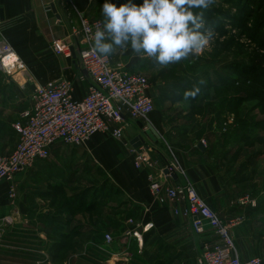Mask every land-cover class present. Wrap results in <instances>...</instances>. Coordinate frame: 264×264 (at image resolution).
Instances as JSON below:
<instances>
[{"label":"crops","instance_id":"obj_1","mask_svg":"<svg viewBox=\"0 0 264 264\" xmlns=\"http://www.w3.org/2000/svg\"><path fill=\"white\" fill-rule=\"evenodd\" d=\"M99 2L102 0H0V12H3L4 18L1 20L0 14V33L10 43L25 68V71L17 72L12 77L0 72L2 129L6 130V127L11 126L13 130V125L20 120L22 112L30 107L33 85H48L65 80L73 84L77 100L86 95L92 81L80 63L78 52L83 47L80 41H72V59L56 55L52 42L66 38L69 27L77 25L79 16L100 19ZM110 58L114 66H122L129 71L136 65L131 50H118ZM154 113L149 129L155 141L146 135V126L141 128L140 123L125 114L127 125L122 141L98 134L78 148L64 144L54 145L50 159L37 163L33 170L15 177L13 184L18 189L33 192H21L18 195V209L13 210L19 211V215L21 213L23 217L25 215L31 223L41 224L45 220L50 227L61 223L63 230H69V216L75 212L73 220L78 222L76 226L81 232L82 246L96 245L98 242L93 238L104 230L103 232L111 234L117 240L113 250H128L129 261L118 262L119 264H128L136 251L142 256L146 253L148 256H171L170 252H173L172 260L178 258V261L181 257L180 262L199 264L198 258L208 235L196 234L191 219L183 213L185 203L157 201L150 187V178L155 176L172 187L187 179L208 206L222 219L228 220L235 217L233 214L237 212L236 209L231 210L232 206L229 209L230 172L224 168L219 169L213 156L198 149V143L185 146L182 140L176 138L166 140L165 128L161 126L162 116ZM13 133L16 141L10 142L13 143L10 147L12 151L18 143L14 130ZM5 136V132L0 131V143L5 140ZM140 136L145 142L143 146L150 147L149 155L156 163L153 168L144 164L137 165L139 151L131 152V149H135L131 142ZM173 162H178L183 168L184 177L175 175L174 179L164 173L165 168ZM87 163L101 172L85 176L83 173ZM89 181L95 183L90 185ZM39 185L41 190H37ZM6 186V183L0 186L2 214L9 205V200H4ZM95 187L101 190V193L97 192L100 196L97 199L94 198ZM34 200L42 209L37 212L24 211L29 202ZM65 206L73 208L74 212H66L63 209ZM175 210L180 213L176 214ZM257 214L254 212V215ZM244 218L246 220L247 217ZM39 223L32 225L34 230L41 228ZM253 229L254 233L251 236L249 234V239L245 234L236 237L235 229L232 232L242 260L264 257L263 229ZM134 230L141 236V248L136 238H129L127 245L122 246L120 242L126 232ZM250 230L249 228L248 231ZM250 240L254 242V249L246 246ZM153 242L158 245L152 247ZM98 247L104 248V244Z\"/></svg>","mask_w":264,"mask_h":264},{"label":"built area","instance_id":"obj_2","mask_svg":"<svg viewBox=\"0 0 264 264\" xmlns=\"http://www.w3.org/2000/svg\"><path fill=\"white\" fill-rule=\"evenodd\" d=\"M97 26L102 27L103 21L79 16L77 25L69 27L66 38L52 42L56 55L72 59V41H80L83 46L78 52L80 63L91 78L92 85L80 100L74 97L73 84L69 81L34 85L30 107L22 112L20 120L13 125L18 143L10 154L0 156V184H9V205H13L17 199V187L13 184L15 177L28 173L37 163L50 159L54 145L62 143L78 148L98 134L122 141L127 125L125 114L135 122H146V130L152 126L151 116L155 106L147 77L122 66H114L110 57L102 58L92 51L89 36ZM13 55L16 56L15 60L6 64V60ZM21 71H25L23 64L0 33V72L12 77ZM139 149H131V152L139 151L137 165L155 167L156 163L149 155L150 147L141 146ZM166 172L168 176H185L178 162L166 167ZM150 180L157 201L185 203L183 213L191 219L196 234L208 235L198 258L199 264H264L259 257L248 260L240 257L232 232L245 221L244 217L222 219L187 179L174 187L165 185L155 176H151ZM175 213L180 212L175 210ZM19 216V212L12 209L10 214L0 217V241L5 229L12 227ZM130 223L133 221L130 220ZM129 238H136L141 248V236L137 230L126 232L120 244L125 247ZM114 244V237L106 233L104 248L100 249L108 255L104 262H128V250H107Z\"/></svg>","mask_w":264,"mask_h":264},{"label":"rangeland","instance_id":"obj_3","mask_svg":"<svg viewBox=\"0 0 264 264\" xmlns=\"http://www.w3.org/2000/svg\"><path fill=\"white\" fill-rule=\"evenodd\" d=\"M240 2L241 0H216L213 7L207 10L205 15H210L209 21L213 22L212 25L215 27L217 36L201 53H193L188 58L179 62L171 63L168 66L158 65L156 61L151 58L141 59L140 57L133 55L135 58L134 63L136 65L132 70H130V72L139 73L147 77L151 85L150 94L153 98L155 106L154 114H160L162 116L161 122H163V125L161 126H164L165 128L166 140L170 141L172 138H176L177 140H182V143L187 146L188 144L194 143L196 133L205 129L201 137L209 145L216 144L218 149L223 148L222 150H224V152H222V154L226 155L227 159L226 164H219V169H221V167H225L224 170H228L230 172L228 183V194L230 200L229 209L232 206L231 210H237V212L233 214L235 215L233 218L247 217L241 225L235 228L236 237L241 236V234H245L247 238V235H253V228L263 229L262 232H259H261L264 236V129L260 128H264V97L261 95L260 91L261 86L263 85L262 81L261 79L260 81H257V78H252L251 80L249 79L242 82L238 90L240 97L245 96V99L237 104V107L235 105L234 107H230V105H228L230 109H234V115L224 114L222 119L224 118L223 121H225V124L224 122V125L218 122L214 128H211V125L213 126L215 120L213 121L212 117L214 115L211 114L210 110L208 112L205 111L203 119L199 118L198 115L192 113V107L195 106V103L188 100L190 95H186V93H190L192 90L196 89L195 86H202L200 88L205 92L200 95L196 106L210 104L211 99L209 100L205 97V94L207 93L206 90L209 88L212 81L217 82L219 80L217 75L223 74L224 76V74H226L223 69L225 64L235 61V58L248 62L249 57L251 59L258 55V53L262 54L259 50L257 42L252 41V39L244 35L241 30L234 28L240 14ZM226 12L228 13L230 19L233 17L231 20L221 19L222 13L227 16ZM99 20L103 21L102 16ZM237 54H240V56H237ZM186 83L188 84L189 89L186 93L182 94L173 93L163 88L165 84H177L184 86ZM215 92L217 91L211 92V94H214ZM174 98H177L175 103L172 102ZM212 104L214 109H217L216 105H220L215 102ZM142 123L144 126L147 125L146 122ZM244 123L246 125L245 129L250 132L253 130V127H251L253 124L259 125L257 126L258 131H256V135H251V140H242L241 136L243 133H237L235 127ZM2 125L3 124L0 123V131L5 132L6 136L5 140H2L3 142L0 143V156L10 154L12 152L10 147L11 144H13L10 142L14 141L15 143L16 141L12 127H6L7 129L5 130L4 128L2 129ZM230 128L233 131L229 133ZM222 130L228 134V138H223V136H221V134H225ZM211 132L215 133V135ZM181 133L184 134L182 137L179 135ZM226 139L228 140L227 144L223 143ZM204 140L203 142H205ZM220 157H222V155L218 158ZM233 158H237L234 162L235 164L232 163L234 160ZM246 162L248 164V169L246 172H242L240 166ZM79 166L80 165L76 168L78 169ZM229 167L230 169H228ZM239 167L240 170L238 171ZM95 168L96 167H92V165L87 163L83 174L87 176L90 175L88 173L95 175L101 172L97 171ZM89 182H91V184L89 183L90 185L95 183H92L93 181ZM2 185H4V183L0 184V186ZM95 186H97V184ZM38 189L41 190L40 185L37 187V190ZM8 191L9 184H7L4 191L5 195L3 194L5 196L4 200L6 199L7 201ZM21 192L28 194V192L33 191H27L21 188L18 189L17 187V199L13 205H8V207H6V212L3 214L2 203L0 201V216L10 214L9 212L14 208L18 209V195H20ZM28 205L29 206H26L27 208H25L24 211L37 212L42 209L39 205L35 204V200L32 201V203L29 202ZM257 207H260L261 209L257 211V215H254L253 211H255ZM63 209H66L65 211L68 213L74 212L73 208H69V206H65ZM249 212H251L250 215L248 214ZM77 223V220L74 221L73 226H76ZM37 224L31 223L25 215L23 217L20 213L16 223L13 224L12 227L5 229L3 237L0 241V264H46L43 262L44 259L40 258V256L46 255L44 252L45 250H43L41 246L42 242H47V238L49 237V228H47L49 227V223H46L44 220L41 224L39 223L41 228L34 230L33 228ZM39 225L38 227H40ZM249 228L251 229L250 231H248ZM16 229H19L20 231H17ZM103 231L104 230L101 232ZM33 232L35 233L32 234ZM15 233L18 236L15 235ZM236 237L234 236L233 239L237 247ZM114 240L116 243L117 240L115 238ZM62 242L64 244H68L69 242L72 243L69 239ZM154 243L155 242L151 244L152 247H154V245H158L157 243ZM102 244L104 243L100 242L93 246L88 245L78 247L79 249H76L78 251L75 250L76 252L73 253H70L71 249L66 247V251L63 252L64 254L62 259H60L59 264H108L102 261H99V263L97 261H91L93 260L91 259L93 258L91 250L101 249L98 246ZM246 246L250 249H254L253 240L247 242ZM29 251L30 254H27ZM66 253H70V255L67 256ZM170 253L171 256L158 255L160 259L156 262V264H171L170 261L174 254H172L173 252ZM261 258L264 259V257ZM180 261H182L181 257L178 261H174L172 264H186L185 262ZM47 264L52 263L49 262Z\"/></svg>","mask_w":264,"mask_h":264},{"label":"clouds","instance_id":"obj_4","mask_svg":"<svg viewBox=\"0 0 264 264\" xmlns=\"http://www.w3.org/2000/svg\"><path fill=\"white\" fill-rule=\"evenodd\" d=\"M216 0H102L103 26L90 34L92 51L107 58L118 50L168 66L201 53L217 33L206 12ZM199 88L186 95L195 96Z\"/></svg>","mask_w":264,"mask_h":264},{"label":"trees","instance_id":"obj_5","mask_svg":"<svg viewBox=\"0 0 264 264\" xmlns=\"http://www.w3.org/2000/svg\"><path fill=\"white\" fill-rule=\"evenodd\" d=\"M240 3H241L240 4L241 5L240 14L237 20V24L234 28L241 30L244 33V35L252 39V41L257 42L259 46V50L262 52V54L258 53V55L254 56V58H251V59L249 57L248 62L235 58L237 56H240V54H237V56L234 57L236 59L235 61L228 62L227 64H225L223 69L225 70L226 74H224V76L223 74L217 75L219 80L217 82L212 81L209 88H207L206 90L207 93L205 94V97L209 100L211 99L210 104L196 106L197 105L196 103L198 102L200 95L204 94L205 92V91H202V89L200 88L202 86H198L199 92L195 96H192L189 94L190 96L188 100H190L192 103H195V106L192 107V110H193L192 113H195L196 115H198L199 118H202V119L204 118L205 111L208 112L210 110L211 114L214 115L212 119L213 121L215 120V122L213 123V126L211 125V128L212 127L214 128V126L218 122L222 124L224 122L225 124V121H223L224 118L222 119L224 114H229V115L233 114L234 109H230V107H234V105L236 106L237 104L242 102L243 99H245V96L240 97L239 90H238L242 82L249 80V79L251 80L252 78H255V79L257 78V81H260L261 79L263 85L261 86L260 91H261V95H263L264 97V0H241ZM209 16H206L208 21L210 18ZM221 19L231 20L228 13H227V16L224 15V13H222ZM209 22L211 24L213 23L211 21ZM195 87L198 88L197 86ZM163 88L167 89V91H170L173 93L174 92L180 93V94L186 93L189 89L187 83L184 86H180L177 84H165ZM219 89H222L224 91L219 90ZM214 91H217V92H215L214 94H211V92H214ZM176 101H177V98L176 99L174 98L172 100V102L174 103ZM214 102L216 104H220V105H216L217 109H214V106L212 104ZM228 105H230V107ZM138 123H140L141 128H143L144 126L143 123L140 121ZM245 126L246 125L244 123L242 125L239 124L235 128L237 130V133L239 134L243 133L241 136L242 140H251L252 138L251 135L252 134L256 135L257 133L256 131H258L257 126L259 125L253 124L251 126L253 127L252 128L253 130H251L252 132H250L249 130H246ZM260 128L264 129L263 127H260ZM204 131L205 129H202L199 133H196L195 135L194 143H198L197 145L198 149H199V144L203 142L204 140L201 137ZM232 131L233 130L230 128L229 133ZM212 134L215 135V133H212ZM179 135L183 136L184 134H179ZM221 136H223V138L224 137L228 138V134L226 133L221 134ZM223 143L227 144L228 140L227 139L224 140ZM58 144H62V143H58ZM205 146H206L205 151H201L200 149L199 150L203 153H207L209 156H213L215 159V164L218 166V168H219V164L220 165L226 164L227 157L226 155L222 154V152H224V150H222L223 148L218 149L216 144L209 145L206 141H205ZM220 155H222V157L218 158ZM233 159L234 160L232 161V163H234L237 158H233ZM240 167H241L242 172H246V170L248 169L247 162L241 165ZM240 167L238 168V171L240 170ZM228 169H230V167ZM99 189L100 188H97V187L94 188L95 190L94 198L95 199H97L98 194L101 193L100 192L101 190ZM260 209H261L260 207H257L256 210L253 211V213L257 212ZM250 213L251 212H249L248 214L250 215ZM69 218H70L69 230L68 229L63 230L61 227V223H58L57 226L56 225H54L53 227L49 226L50 229H49V237L47 238V242L45 243L42 242L41 248L45 250L44 252L47 254V256H49V261L52 264L60 263V259H62V256L64 254L63 252L66 251L65 249L66 247L71 249L70 253L78 251L76 250V249H79L78 247H83L82 246L83 241L81 240L82 237L80 234L81 232H79L80 229H78L77 226L72 225L73 223L72 221L74 219L73 213L69 216ZM64 225H67V224L65 223ZM106 233L107 232H98L96 235V238H93V239L97 241L98 243L100 242L104 243V235ZM117 235L118 234H114V236H117ZM66 239H69V241H72V243L69 242L68 244H64L62 241ZM70 245H71V248H70ZM113 246L108 247L107 250L108 251L113 250L114 249ZM70 253L69 254L66 253V255L69 256ZM91 254L93 257L91 258L93 259L91 261L93 262L97 261L98 263L99 261L104 262L106 260V257L108 256L105 252L101 251L100 249L99 250L92 249ZM40 258H45V256H40ZM159 259L160 258L158 255L151 256L149 254V257H148L146 253L145 255L142 256L141 253H138V251H136L135 254L133 255V258L128 264H156V262L159 261ZM176 260L171 259L170 263L172 264Z\"/></svg>","mask_w":264,"mask_h":264},{"label":"water","instance_id":"obj_6","mask_svg":"<svg viewBox=\"0 0 264 264\" xmlns=\"http://www.w3.org/2000/svg\"><path fill=\"white\" fill-rule=\"evenodd\" d=\"M0 14H1V20H3V19H4V18H3V12L1 11ZM145 133H146V135L149 136V138H150L151 140H153V141L156 140L155 137L153 136V134H152V132H151L150 130H147ZM144 143H145V142H144V139L142 138V136H140V137H138V138H135V139L131 142V145H132L133 148L138 149V148H140L141 146H143ZM205 148H206L205 144H204L203 142H201V143L199 144V149H200L201 151H205ZM166 174H167V172H166ZM172 177H173L174 179L176 178L175 175H172ZM141 231H142V230H141Z\"/></svg>","mask_w":264,"mask_h":264},{"label":"flooded vegetation","instance_id":"obj_7","mask_svg":"<svg viewBox=\"0 0 264 264\" xmlns=\"http://www.w3.org/2000/svg\"><path fill=\"white\" fill-rule=\"evenodd\" d=\"M17 231H20L19 229H16ZM15 235H17L16 233H15ZM18 236V235H17ZM27 254H30V251H29V253H27ZM44 260H43V262L44 263H49L50 261H49V256H47V254L45 255V258H43Z\"/></svg>","mask_w":264,"mask_h":264},{"label":"bare ground","instance_id":"obj_8","mask_svg":"<svg viewBox=\"0 0 264 264\" xmlns=\"http://www.w3.org/2000/svg\"><path fill=\"white\" fill-rule=\"evenodd\" d=\"M15 58H16V56H15V55L11 56V58H10V59H7V60H6V64H7V63H9V62L11 63L12 61H14V60H15Z\"/></svg>","mask_w":264,"mask_h":264}]
</instances>
